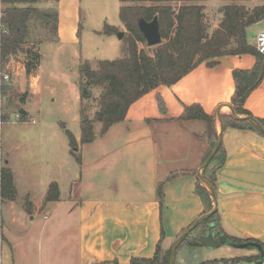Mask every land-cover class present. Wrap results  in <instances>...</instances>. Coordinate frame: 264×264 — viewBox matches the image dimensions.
Returning <instances> with one entry per match:
<instances>
[{"label":"crops","instance_id":"obj_1","mask_svg":"<svg viewBox=\"0 0 264 264\" xmlns=\"http://www.w3.org/2000/svg\"><path fill=\"white\" fill-rule=\"evenodd\" d=\"M38 6L50 8L53 3L41 0ZM78 6L79 0H59L57 35L41 44L42 57L47 43L61 47L79 40ZM2 7L0 0V16ZM115 27L122 29L124 24ZM115 44L116 53L120 47L119 58L123 39ZM226 58L228 62L213 65L204 62L176 83L146 93L130 106L124 120L102 135L98 131L92 142H80L82 128L71 130L80 144L81 162L72 153L65 122L58 120V127L49 132L41 125L36 132L39 153L51 160L44 167L49 173L43 188L28 167L22 171L15 152L24 143L16 144L12 158L6 160L12 163L17 195L0 206V264H131L136 257L153 258L158 245L164 252L172 250L179 235L206 211L196 185L211 144L205 121L181 116L186 106L201 104L214 117L219 137V108L222 117L231 113L233 70L249 69L257 62L252 54ZM42 67L18 72L12 68L18 92L27 98L16 111L24 110L26 116L18 121L10 117L5 123H42L33 116L42 100ZM263 78L245 104L257 118H264ZM79 120L81 127V116ZM236 136L237 142L230 144ZM222 146L224 162L215 187L221 226L230 236L264 246V136L227 126ZM0 160L6 164L1 152ZM52 183L58 185V197L48 200ZM24 184L27 190H22ZM181 247L175 264L184 263L179 258L180 253L185 256L184 249L206 248Z\"/></svg>","mask_w":264,"mask_h":264},{"label":"trees","instance_id":"obj_2","mask_svg":"<svg viewBox=\"0 0 264 264\" xmlns=\"http://www.w3.org/2000/svg\"><path fill=\"white\" fill-rule=\"evenodd\" d=\"M41 0H1L3 5L0 16V23L5 27L0 32V72L4 70L10 58L19 51L31 35L33 22L42 20L44 25H51L56 38L58 28V11L56 8H42L38 6ZM120 19L129 30L130 35L124 36L123 55L112 60H102L98 68L93 69L89 64L81 65L79 78L77 79L81 89V96L85 97L87 86L101 85L104 90L101 94L100 109L97 112V120L102 122L99 135L104 134L108 128L116 122L126 118L130 106L139 98L161 85H171L179 81L186 74L191 72L198 65L207 62L209 65L220 57L233 55L252 54L257 62L249 69L235 68L233 75L235 79V92L232 96L231 105L240 115H253L246 107V101L251 92L260 84L264 55L248 40V28L264 17V5L250 10L243 4L233 3L224 6V18L219 26L209 35L204 21L205 0H120ZM172 1L183 2L178 9L171 4ZM235 1V2H234ZM143 2H153L152 5H142ZM159 16L163 40L160 44L153 46L151 53L140 49L138 43H147V40L139 27L141 17L152 20ZM106 34H116L119 28L107 25L103 31ZM49 40V39H48ZM150 46V45H148ZM152 47V46H151ZM34 58H37L35 56ZM39 57L35 60H38ZM214 59V60H213ZM34 63L29 64L32 68ZM37 65V64H36ZM30 70V69H29ZM9 87L3 86L2 93L7 94ZM83 103V99H82ZM16 110L4 113V120H9L11 113ZM25 113L24 110H22ZM21 112V113H22ZM82 136L81 143H89L96 139L94 118L85 113L82 104L80 108ZM185 120H203L207 125L206 137L210 139V149L204 161L217 143L218 132L215 119L208 114L201 104L188 105L181 116ZM264 125V118L258 117ZM225 127L253 129L264 136V133L251 120H238L233 114L223 117ZM72 153L81 162V155L77 152L79 142L74 133L67 129ZM203 161V163H204ZM224 162L223 146L204 169V177L216 187L217 174ZM58 185L52 183L48 191V200L58 197ZM197 193L202 197L206 212L214 207V200L208 188L199 179L196 185ZM159 193L163 196L162 187ZM17 195V188L14 182V172L11 167L2 164L0 160V206L5 200L14 199ZM1 216V215H0ZM214 223L213 230L221 235L227 234L220 223V214L217 210L211 217L202 221L180 244L182 245H204L203 237ZM228 235V234H227ZM228 238L235 242L244 240L228 235ZM247 240V239H246ZM247 241H250L249 239ZM254 241V240H253ZM259 242V241H257ZM1 256V239H0ZM256 257L248 259L254 262ZM171 248L164 252L158 245L153 258H133L131 264H170ZM236 260V258H234Z\"/></svg>","mask_w":264,"mask_h":264},{"label":"rangeland","instance_id":"obj_3","mask_svg":"<svg viewBox=\"0 0 264 264\" xmlns=\"http://www.w3.org/2000/svg\"><path fill=\"white\" fill-rule=\"evenodd\" d=\"M43 1L51 4L53 3L51 8H58L59 0ZM182 3L183 2L181 1H172L169 4L175 9H178ZM200 3L205 7L204 21L208 33L211 35L217 28H219L224 18V6L233 3V1L205 0ZM236 3L243 4L248 9L252 10L255 7L263 6L264 0H237ZM141 4L152 5L155 3L143 2ZM121 5L123 4L120 0H79V19H81V33L79 35V40L75 44H61V47L47 43L43 48L46 53V56L44 57H42L41 54V44L53 38L54 32L51 25H44V21L42 20L35 21L31 26V35L24 44L23 51H19L16 55L10 58L11 72L13 71L12 68H15L16 72L20 69H27L28 71L30 69L32 71L43 65V92L41 105L38 111L33 112V116L37 120L42 119V123L38 124L37 122L32 125H17L13 124V122H7L0 126V152L3 154V161L6 163L5 165L12 167V163L6 160L12 158V153L15 152L14 147L16 144L24 143L20 151L15 152L19 157L18 160L20 167L22 168V171L28 167L29 170L27 172L32 174L34 181H37L38 186L41 188L44 187L49 173V169L44 167L46 164L50 163L51 160L45 158L48 155L39 153V139L37 138L36 132H38L37 130H40L41 125L47 126V132L55 130L58 127V123H56L58 120L60 122H65L67 127L73 132H79L81 129L79 118L82 104L85 107V113L91 118L97 120V112L100 109V99L104 88L101 85L87 86V92L85 97H82V103L80 99L81 89L77 81L79 78V69L81 65L86 64H89L93 69H96L98 68L100 61L112 60L120 56V47L117 53L114 51L115 47L118 49V46L115 43L124 36H129V30L126 26L119 29V31L124 32L122 38H120L119 32L110 38V36L106 35L103 31L107 25H122L120 19ZM65 13L66 10L64 14ZM68 18H70V16ZM263 20L264 17L248 28V40L253 46L256 45L257 34L263 28ZM3 28L5 29L0 23V32ZM138 45L140 49H145L149 53L153 51V46H148L146 43L139 42ZM35 56H37V58L39 57V59L35 60L37 59L34 58ZM32 62L34 63L32 65L33 67L29 68V64ZM8 67L9 62L7 63L6 68L8 69ZM13 72L12 79L6 83L9 89L5 95V112L21 108L22 104L25 105V103H27L25 94L18 92V88L13 81ZM261 91L264 94V78ZM22 96L25 97L22 99ZM21 101L23 102L21 103ZM23 107L27 108L28 106ZM14 115L15 114L11 113V117L15 119ZM24 115L26 116V114L22 112L20 119H23ZM95 122V129L96 132H98L102 128V122L99 120ZM229 133L230 130L228 129L226 139L229 138ZM238 138L239 136H236L230 141V144L237 142ZM72 160L77 161L75 157L72 158ZM23 188L24 190H27L26 188L28 187L24 184L22 190ZM1 238L2 236L0 239ZM183 246L185 245H182L181 248H183ZM184 251V257H180L181 253L179 255V258L184 260L183 264H251L252 262L248 259L256 257L260 253L259 249L253 246L235 247L229 244H223L217 248L192 247L189 250L184 249ZM234 258H236V260H234ZM207 259H209V261L204 262Z\"/></svg>","mask_w":264,"mask_h":264},{"label":"water","instance_id":"obj_4","mask_svg":"<svg viewBox=\"0 0 264 264\" xmlns=\"http://www.w3.org/2000/svg\"><path fill=\"white\" fill-rule=\"evenodd\" d=\"M139 27L141 29V31L143 32L148 45L150 46H154L157 44H160L163 40L162 37V33H161V27H160V20H159V16L156 15L152 20H147L144 17H141L139 19ZM124 32L123 31H119V36L120 38H122ZM214 60V59H213ZM214 61H218V62H228V59L226 57H220L215 59ZM264 76V62L262 64V69H261V74L259 77V82L262 80ZM231 108V113L233 114V116L238 119V120H251L252 122H254V124L264 133V125L262 124V122L254 116L251 115H240L238 114L234 107L232 105H229ZM221 109L222 107L219 108L218 111V121L219 124L221 126L220 132H219V137L217 140V143L214 145V147L212 148L210 154L208 155V157L206 158V160L204 161L202 167L200 168V170L198 171V177L200 178V180L203 182V184H205L209 190L211 191V194L214 198V207L204 213L202 216H200L196 221H194L187 229H185V231L179 235V237L176 239L172 250H171V259H170V264H175L176 263V257H177V251L178 248L181 244V242L204 220L208 219L209 217H211L216 211H217V196H216V190L215 187L204 177L203 175V171L204 169H206L209 164L211 163V161L213 160V158L215 157V155L217 154L218 150L220 149V147L222 146L223 143V132L225 130V124L223 121V117L221 114ZM214 224L211 223L209 224V228L206 231L204 237H203V243L204 246L207 248H217L222 246L223 244H229L235 247H249V246H253L256 247L257 249H259V259H257L256 261L252 262L251 264H262L264 262V246L257 241H243V242H235L232 241L228 238V235L223 233L221 235H218L214 230H213Z\"/></svg>","mask_w":264,"mask_h":264},{"label":"built area","instance_id":"obj_5","mask_svg":"<svg viewBox=\"0 0 264 264\" xmlns=\"http://www.w3.org/2000/svg\"><path fill=\"white\" fill-rule=\"evenodd\" d=\"M256 49L264 55V20H263V28L259 31L257 34V42L255 45ZM12 79V74L10 70L5 68L0 72V126H2L6 120H4V104H5V95L2 93V87L6 86V83H8ZM15 119L21 120L22 113L20 111H16L15 113ZM10 120V119H9ZM8 121V120H7ZM264 264V262L262 263Z\"/></svg>","mask_w":264,"mask_h":264}]
</instances>
